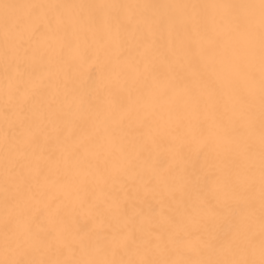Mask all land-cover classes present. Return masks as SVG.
I'll use <instances>...</instances> for the list:
<instances>
[{
    "label": "snow or ice",
    "instance_id": "1",
    "mask_svg": "<svg viewBox=\"0 0 264 264\" xmlns=\"http://www.w3.org/2000/svg\"><path fill=\"white\" fill-rule=\"evenodd\" d=\"M0 264H264V0H0Z\"/></svg>",
    "mask_w": 264,
    "mask_h": 264
}]
</instances>
